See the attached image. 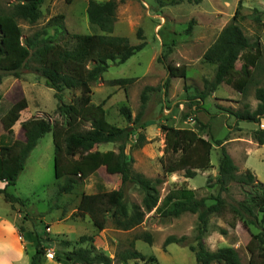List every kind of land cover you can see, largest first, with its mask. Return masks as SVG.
Wrapping results in <instances>:
<instances>
[{
  "label": "rangeland",
  "instance_id": "obj_1",
  "mask_svg": "<svg viewBox=\"0 0 264 264\" xmlns=\"http://www.w3.org/2000/svg\"><path fill=\"white\" fill-rule=\"evenodd\" d=\"M20 1L22 0H0V13H9L11 6ZM96 1L104 3L108 0ZM117 1L119 6L114 35L127 37L130 43L136 46L142 43L138 37V32L142 30L146 46L126 63H110L102 79L93 85L92 103L99 105L106 102L108 121L125 128L133 125L140 113L141 96L145 88H157L147 93L149 98L139 129L126 145V154L134 160V169L150 179L161 178L164 181L159 186L161 200L170 190L184 187L194 190L199 199H208L207 205H211L215 203L213 198L219 194V186L215 181L208 185V180H215L219 174L221 147L216 142L222 141L239 168V174L250 169L256 178L264 183V146H259L252 139L253 131L260 126L237 121L225 111L229 108L242 109L245 104H248L252 111L257 109L259 101L256 99V89L264 88V56L259 68L253 70L248 67L253 80L245 94L223 83L204 101L198 98L204 90L205 81L212 80L216 70V65L207 62L204 56L221 31L231 22L237 10L245 16H250L243 22L246 33L252 39L260 36L264 48V28L257 26L264 23V15L255 21L251 19L255 10L264 13V0H203L200 4L185 1L179 5H172V0ZM87 6V0H73L70 4L67 0H45L41 6L42 16L36 23L19 20L23 40L44 28L49 36L58 37L55 27H47L49 21L58 15L65 16L64 26L69 33L100 34V30L88 20ZM191 22L193 29L191 34H187ZM58 39L61 40L62 36ZM159 58H162V61H159ZM242 64V61L237 62L229 74L235 77ZM168 66H185L187 79L171 77ZM117 79L133 81L125 86L112 85L111 82ZM77 95L78 91H65L62 101L70 103ZM24 99L28 107L20 112L19 120L11 129L15 140L19 142L26 140L25 134L31 127L32 119L48 118L52 122L59 119L56 115L59 101L55 98V91L47 86L42 78L26 70L22 71L20 78L0 73V115L3 117L12 106ZM124 107L128 109L131 120L122 115L121 109ZM163 126L194 129L201 136L211 140L212 167L207 171H198L193 179L186 178L184 172L165 174ZM261 127L264 128L263 122ZM5 133L6 129L0 120V135ZM140 137H143V140H140ZM118 149L119 144L110 143L98 145L94 150ZM18 168L19 162L16 161L13 171L16 172ZM99 175L108 190H117L120 187L119 168H102ZM60 183L63 184L64 181L61 180ZM96 183L94 177L87 181L77 180L73 192L59 194L52 133L46 134L39 141L26 161L25 169L19 173L15 187L9 188V192L20 198L24 205L11 206L0 195V239L4 240L3 243L11 240L3 226L8 225L16 229L14 247L27 253L24 261L19 264H31L32 256L36 253V236L51 240L43 243L49 250L40 264H69L65 257H62L64 250L61 249V241L69 240L75 244L82 236L92 237V245L98 251L112 252L114 260L116 255L129 249L133 242L135 249L148 260L155 257L160 264H197L190 247L197 246L198 215L185 213L178 218L162 219L152 211L146 215L141 226L131 231L116 229L111 223L105 230L100 231L89 217L75 218L73 215L81 197L84 194L96 193ZM4 187L5 183L0 182V188ZM128 195L130 203H142L143 194L137 188L130 189ZM222 196L228 205L236 204L244 198L237 184H232L229 192ZM232 222H235L233 228L230 226ZM221 230L227 234L223 235ZM257 232L256 228L247 230L240 221H235L228 207L224 215L210 216L208 232L203 241L206 248L213 252L225 247L235 248L242 264H249L250 255L246 245L251 233ZM143 233L152 235L151 245L136 240ZM169 236L187 237V241L165 248L164 242ZM97 237L101 239L96 244ZM102 242L104 251L97 247L98 244L102 246ZM5 257L11 259V249L7 250ZM128 264L137 262L131 260ZM146 264L152 263L148 261Z\"/></svg>",
  "mask_w": 264,
  "mask_h": 264
},
{
  "label": "trees",
  "instance_id": "obj_2",
  "mask_svg": "<svg viewBox=\"0 0 264 264\" xmlns=\"http://www.w3.org/2000/svg\"><path fill=\"white\" fill-rule=\"evenodd\" d=\"M45 0H22L11 6L9 13H0V73L20 78L23 70L42 78L47 86L55 91L59 101L56 115L59 119L52 122L48 118L32 119L31 127L26 132L24 142L15 140L11 131L20 118V112L27 109L26 100L12 106L3 117L0 115L6 133L0 135V182L5 183L0 188V195L11 206H23L24 202L9 192L15 187L18 175L25 169L26 161L38 146L39 141L48 133H52L55 146V177L59 185V194H70L74 191L77 180L87 181L94 177L97 180V192L84 194L74 213L75 218L89 217L94 226L100 231L105 230L109 223L116 229L131 231L145 222L146 215L154 211L155 216L162 219L178 218L185 213L198 215L196 242L191 246L197 264H242L238 251L232 247L221 248L215 252L209 251L203 241L208 232L209 218L213 214L224 215L229 212L235 221H240L251 233L246 245L250 255L249 264H264V183L260 182L251 170L239 174L233 157L227 151L222 141L216 144L221 147L219 174L215 180L219 186V194L213 198L215 203L207 205L205 198L199 199L194 190L177 188L170 190L161 200L159 186L161 178L150 179L134 167V160L126 154V145L139 129L143 117L148 94L157 88L146 87L142 93L141 111L133 125L122 128L111 124L107 119L106 102L95 105L92 103L93 85L97 84L108 71L110 63L123 64L141 51L145 46L142 30L138 32L139 45H132L127 37L114 35L117 23V0L104 3L87 0V15L89 22L100 30V34L81 35L69 33L64 26V15L52 18L47 27H55L62 39L48 35L44 28L33 36L23 40V31L19 20L36 23L42 16L41 6ZM73 0H67L70 4ZM122 2L124 0H121ZM200 4L203 0H172V5L184 2ZM263 12L255 10L251 15L254 21L261 18ZM250 16L236 11L231 22L221 31L213 46L206 52L207 62L215 64L216 70L212 80L205 81L204 90L199 99L204 101L210 93L225 83L234 90L245 94L252 83L253 70L259 68L264 56V48L260 36L250 38L243 26ZM264 28V23L257 25ZM193 22L189 24L187 34H191ZM171 50H169L170 52ZM162 61V58H159ZM242 61V68L233 77L229 71ZM171 77L187 79L186 67L168 66ZM133 79H117L112 85L125 86ZM78 91L70 103L62 101L65 91ZM256 99L259 101L255 111L245 104L242 109H225L237 121L255 123L260 127L253 131L252 139L259 146H264V88L256 89ZM223 109V108H222ZM224 110V109H223ZM122 115L131 120L127 108L121 109ZM202 125V124H201ZM205 127V126H203ZM143 128V127H142ZM165 135V153L163 170L165 174L184 172L185 177L193 179L198 171H207L212 167L211 155L213 143L190 128H175L163 126ZM143 137H140V140ZM119 144L118 151L94 150L102 144ZM223 145V146H222ZM18 161L19 168L13 171V164ZM117 167L120 171L121 185L117 190H108L99 175L102 168ZM64 183L61 184L60 181ZM232 184H237L244 198L236 204L228 205L222 196L229 192ZM137 188L142 194V203H130L128 192ZM212 199V198H211ZM235 227V222L230 225ZM223 235L227 232L221 230ZM148 244L153 243L149 233H143L136 238ZM44 240L36 236V253L32 256L31 264H40L43 256L49 250ZM187 237L169 236L165 248L171 244H184ZM92 237L82 236L75 244L69 240L61 241L62 257L69 264H128L136 260L137 264H160L155 257L146 258L135 249L132 242L129 249L116 255L115 260L104 252L98 251L92 243ZM90 243V244H89ZM89 244V246H88ZM87 245V246H84ZM148 260V261H147ZM147 261V262H146ZM144 262V263H143Z\"/></svg>",
  "mask_w": 264,
  "mask_h": 264
},
{
  "label": "crops",
  "instance_id": "obj_3",
  "mask_svg": "<svg viewBox=\"0 0 264 264\" xmlns=\"http://www.w3.org/2000/svg\"><path fill=\"white\" fill-rule=\"evenodd\" d=\"M264 124V121H263ZM250 170V169H247ZM3 228H5V230L7 231V233L10 235L11 240L8 243H3L4 240L0 239V255H1V259H0V264H19L22 261H24L27 253L23 252L20 250V248L18 247H14V242L16 241V229L12 226H3ZM97 241L96 244L98 243V240L100 241L101 237H97ZM104 243L102 242V246L100 244L97 245L98 249H101L104 251L105 248L103 246ZM16 246V245H15ZM106 248H108V244L106 245ZM11 249L12 251V257L11 259H8L5 257V254H7V250ZM105 252V251H104ZM108 256H110L112 258V252L108 251L106 253Z\"/></svg>",
  "mask_w": 264,
  "mask_h": 264
}]
</instances>
